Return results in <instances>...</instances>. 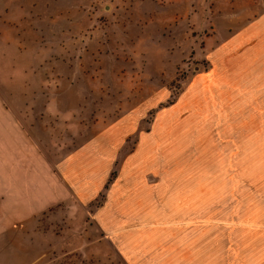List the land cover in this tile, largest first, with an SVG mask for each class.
Listing matches in <instances>:
<instances>
[{
    "label": "rangeland",
    "instance_id": "1",
    "mask_svg": "<svg viewBox=\"0 0 264 264\" xmlns=\"http://www.w3.org/2000/svg\"><path fill=\"white\" fill-rule=\"evenodd\" d=\"M0 96L40 192L54 182L56 233L106 200L104 230H150L111 242L87 215L86 252L49 264H125L135 245L147 261L180 245L193 264H255L264 0H0ZM66 179L86 182L87 210Z\"/></svg>",
    "mask_w": 264,
    "mask_h": 264
},
{
    "label": "crops",
    "instance_id": "2",
    "mask_svg": "<svg viewBox=\"0 0 264 264\" xmlns=\"http://www.w3.org/2000/svg\"><path fill=\"white\" fill-rule=\"evenodd\" d=\"M9 120L6 100L0 96V264H49L53 260L49 259V256L54 257L55 253L64 255L75 252L85 253L88 232L82 229V223L87 220V215L91 223L92 235L98 232V238H102L105 234L104 236L110 238L111 242H113V236L121 231L149 233L150 230L144 229L147 227L145 223H135L128 227L116 225V228L106 229L105 227L106 230H104V226L109 224V220L104 216L107 200L89 214L86 212L72 214L68 211V215H64V222L67 221V224L63 225L60 234L56 233L52 229L56 220L55 216L44 213V210L54 204V182L50 186L47 184L46 196H44L40 192L43 186L40 187L39 167L32 163L31 149H26L25 154L23 148L19 147L23 137L21 138L22 134L18 132L22 130L17 128L13 120L11 122ZM27 157H30V163H23V158ZM25 160L29 161L28 158ZM140 174L141 171H137L132 176L136 179ZM63 183L69 194L77 199L78 207L87 210L88 200L82 197L83 190H86V182L72 183L66 179ZM89 194L91 198L96 195L93 192ZM44 220L48 222V227L43 224ZM71 220L79 221L78 225H73V230ZM150 225L158 226V223ZM165 225L170 224L166 222L163 226ZM258 226L254 230L255 264H264V223ZM94 241H97L95 237L92 242ZM112 245L118 254L120 249L117 243ZM131 247L134 250L130 252L133 253L127 252L131 255H126L125 264H188L185 259H189L190 264H193L191 263L193 261L192 246H163L165 255L158 261L142 260V256L137 251L140 246Z\"/></svg>",
    "mask_w": 264,
    "mask_h": 264
}]
</instances>
